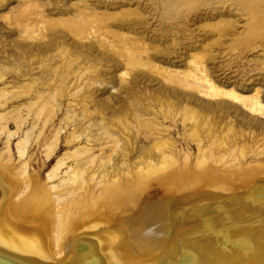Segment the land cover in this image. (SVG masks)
Listing matches in <instances>:
<instances>
[{"label": "bare ground", "instance_id": "1", "mask_svg": "<svg viewBox=\"0 0 264 264\" xmlns=\"http://www.w3.org/2000/svg\"><path fill=\"white\" fill-rule=\"evenodd\" d=\"M16 1L1 16L18 38L0 56V83L25 77L0 87V253L23 264H264V131L249 123L264 129V0ZM67 95L78 101L46 137ZM65 120L77 146L48 181L33 177L32 133L51 160ZM167 122L185 127V148Z\"/></svg>", "mask_w": 264, "mask_h": 264}, {"label": "rangeland", "instance_id": "2", "mask_svg": "<svg viewBox=\"0 0 264 264\" xmlns=\"http://www.w3.org/2000/svg\"><path fill=\"white\" fill-rule=\"evenodd\" d=\"M44 1V0H42ZM216 0H212L210 1V3H212V5L214 4ZM18 4V2L16 0H12L11 3H9L8 7L7 8H1L0 9V56L2 58H5V56H2L3 54H5L4 50L6 49L7 53L9 54H15V50L12 46V43H13V40L18 38V35L17 33H12V32H9L7 29L10 28L6 25V22L5 20L1 17L3 13H6L8 11H10L12 8L16 7ZM218 7H223L224 5H226L225 2L221 1V2H218L217 3ZM157 17V16H155ZM154 17V18H155ZM152 21H155L154 19H151ZM156 24V21L154 22ZM3 38H7L8 40V44H5L4 42H2V39ZM11 42V43H10ZM4 43V45H3ZM7 55V54H5ZM249 57L251 58L250 54H248ZM255 56H256V53H255ZM219 60H217L216 62H214L215 64L218 62L220 63L219 61L221 60L220 58H218ZM223 72V71H222ZM220 72V73H222ZM227 72H230L232 73L231 75L233 74H236L235 72H232L231 70H228ZM254 72H258V71H254ZM219 73V71H218ZM252 73V72H250ZM248 73V74H250ZM220 76H224V74H220ZM244 76V74H243ZM25 76H18V75H14V74H10L8 76V78L6 79V81H4L3 83H0V87H4L6 85H14L20 81L23 80ZM232 79H235V77H233ZM241 80V79H240ZM250 83H248L247 85H245V87H250ZM264 89V88H263ZM102 90V87L101 89L99 90V93L101 92ZM74 90L70 91V93H72ZM116 91H114V88L112 89H109V87L107 89H105L102 94L99 95V97H105L107 95H110L111 93H115ZM264 92V91H263ZM115 99V98H114ZM74 99L71 98L70 95H67L64 102H63V108L62 110L59 112V115L58 117L56 118V120L54 121V123L52 125L49 126V128L46 130V133H45V136H50L51 133L54 132V129L59 125L60 123V119L65 116V111L68 107V105L70 104V102H72ZM75 102L74 103H77L78 100H74ZM11 108V106L9 107V109ZM79 108V106H78ZM8 109V110H9ZM3 111V110H2ZM0 111V113L2 112ZM23 113H26L25 111ZM240 116H243L244 114L239 112ZM239 115H237V113L235 111L231 112V118L233 120H236L238 121L240 124H243L244 121H242L241 117ZM248 117V116H247ZM253 129L256 131V132H259V133H262V130L264 131L260 121L258 120H250V122ZM167 125H170L172 126V130H171V136L173 137L174 140H177V143H178V147H186V143L184 141V138L182 137L183 133H184V130H185V127H183L182 125H180L178 128L174 127L172 122H167ZM78 130H80L82 128V123H79L78 124ZM243 127H246L248 126V123H245L242 125ZM11 127L13 129H15V124L12 123L11 124ZM74 127L75 125H70L69 122L67 120L63 121L62 122V128L63 130L65 131L63 134H62V137H61V143H60V147L58 149V152L52 157L51 160H46L45 159V146L42 144L43 140H41L40 142H36L35 141V133H32V145L30 146V150H29V153L28 155L31 156V169H30V172L33 174V177L35 178H38L41 179L42 181H48L47 179V173L48 171H50V169L52 168L54 162L64 154V152H66L67 150H73L77 144H74V145H68L66 144V140L67 138L70 136V133L74 130ZM187 128L189 127V125L186 126ZM30 128V125L27 123L26 127H25V130ZM34 137V138H33ZM18 136L14 138V141H13V147H14V151L16 152V142L18 140ZM87 138L88 136H86L82 141L84 143H87ZM3 146V142L2 140L0 141V148H2ZM95 151L96 153H100L99 151V146L98 143H95ZM190 149L193 151V153L196 151L197 149V146L195 143H192L190 144ZM16 156H17V152H16ZM250 156V155H249ZM132 157V156H131ZM255 156H250L249 159H252L254 158ZM18 158V157H16ZM132 161V160H131ZM74 165V162L73 160L69 161L67 167H63L59 174V177L62 178L63 175L65 174L66 170L70 169V166ZM38 175V176H36ZM60 179L59 178H55L54 180H51L49 185H52V184H57L58 181ZM14 259V258H13ZM16 260V259H15ZM19 260V259H18ZM17 260V261H18ZM20 262V260H19ZM19 264V263H18ZM20 264H23V263H20Z\"/></svg>", "mask_w": 264, "mask_h": 264}, {"label": "water", "instance_id": "3", "mask_svg": "<svg viewBox=\"0 0 264 264\" xmlns=\"http://www.w3.org/2000/svg\"><path fill=\"white\" fill-rule=\"evenodd\" d=\"M20 264L21 262L0 253V264Z\"/></svg>", "mask_w": 264, "mask_h": 264}]
</instances>
